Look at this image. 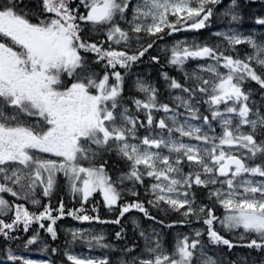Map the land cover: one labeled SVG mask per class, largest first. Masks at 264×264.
Wrapping results in <instances>:
<instances>
[{
	"label": "snow or ice",
	"instance_id": "6c2138e0",
	"mask_svg": "<svg viewBox=\"0 0 264 264\" xmlns=\"http://www.w3.org/2000/svg\"><path fill=\"white\" fill-rule=\"evenodd\" d=\"M222 2L40 0L41 7L33 12L24 0H0V194L42 207L30 211L24 203L0 195V237L19 239L14 233L28 232L35 223L56 240L54 226L65 215L81 222L120 224L125 214L136 210L163 224L143 201L121 203L124 192L139 197L136 186L151 178L146 191L152 199L147 203L183 217L167 227L202 220L206 229H195L192 237L178 236L171 251L155 229L151 234L141 231L143 250L128 260L121 257L119 264H217L201 239L206 234L208 244L232 248L214 227L217 223L230 232L242 229L241 238L254 234L246 246L264 249V114L253 110L250 92L244 88L250 80L264 89V43L231 29L215 33L225 42L223 50L222 45L176 41L168 50V63L183 69L189 60H202L200 72L209 74L204 78L193 73L199 84L185 87L167 72L161 73L170 89L188 94L174 98L176 107L187 113L183 120L184 114L161 103L158 89L143 80L135 84L143 98L124 96L128 70L156 39L208 27ZM238 7V0H230L222 15L238 22ZM256 22L264 25V18ZM93 32L105 39L93 40ZM144 36L154 39L145 45L141 43ZM240 44L249 45L252 54L243 59L228 54ZM151 59L159 63V57ZM93 63L103 64L102 76L92 70ZM201 105H207L211 119L201 112ZM156 112L166 115L156 121ZM111 151L128 168L116 180L106 170V162L96 163ZM60 176L73 197H79L80 208L66 213L62 201L54 208L50 199L42 205L36 198L38 189L50 198ZM194 189L206 190L213 206L198 203ZM95 193L102 195L109 211L118 212L116 219L103 221L86 213L83 205ZM215 205L224 209L222 217L215 215ZM92 211L98 210L93 207ZM45 220L50 222L46 228ZM70 234L68 244L82 241L90 249L114 247L105 243L103 234L84 230H70ZM115 238L124 239L123 228ZM38 241L42 239L34 230L23 247ZM134 247L122 251L131 254ZM65 255L71 264H112L107 256L77 255L67 249ZM7 259L13 264H38L11 250Z\"/></svg>",
	"mask_w": 264,
	"mask_h": 264
},
{
	"label": "trees",
	"instance_id": "16d2710c",
	"mask_svg": "<svg viewBox=\"0 0 264 264\" xmlns=\"http://www.w3.org/2000/svg\"><path fill=\"white\" fill-rule=\"evenodd\" d=\"M31 1L40 2V0H24V3L28 6L29 9H39L41 7V5H31ZM228 1L229 0H223L221 4L216 6L215 14L209 21L208 27L200 29L198 31L177 32L173 33L171 36L163 35V38L156 39L153 47L150 48L138 62H136L137 65H135V70L137 73L143 74L147 72L150 74L152 84L158 89V99L161 103L172 105L176 102L172 98H169L170 88L168 87V82L163 79L161 73L167 72L171 78L176 79L178 82H184L183 78L185 77L184 75H181V71L177 69L176 66L168 63V56L170 55V53L168 52L169 49H166V51H164V49L160 47L163 42L174 37L192 36L193 42L199 44H208L209 42L206 39V36H216L215 32L223 29V27H228V24L231 26L235 25L236 27L242 29L245 34L255 35L261 38L264 37V25H260L256 22L257 19L264 18V0H238L239 7L237 11L240 16L238 22L231 21L230 16L225 17L222 15ZM152 39L154 38L144 36L141 43L146 45ZM230 53L235 54L234 51ZM154 56L159 57V63H156L151 59ZM90 57L93 60L95 59L91 55ZM99 65L100 64L95 63L92 64V68H94V71L97 72V67ZM131 69L129 70L131 71ZM260 110L264 113V104L260 105ZM96 163H105V167L112 171L114 170L116 166L115 164L117 163L120 172L123 173L128 170L126 162L122 158L116 157L115 155H103L102 159L97 160ZM66 186L67 183L64 179L58 180V187L55 191V203L51 206L54 208L58 207L59 203L62 201L65 205V212L67 213V211L70 209L80 208L81 203L78 196L74 198L73 195L68 192ZM137 188L139 189L140 193L139 197H133L125 193L123 194L121 203L132 202L136 199H139L144 202V205L149 210L150 214L156 217L157 220H162L164 222L163 224L156 223L153 220L148 219L143 215V213H140L136 210H132L131 212L125 214V216L121 218L120 224L99 223L96 221L81 222L79 220L73 219L71 216L65 215L61 219H58L56 225L54 226L57 231L56 240H52L51 236L44 229H40L39 225L35 223L31 226L28 232H15L14 235L19 239L6 241L3 237H0V260H4L7 258L9 250H11L12 252V250L23 251L25 249L36 248L41 249L44 256L51 260L53 264H71V262L67 260L65 249L69 251L71 248H77V246H80V244H82L83 242L77 241L76 243L68 244L67 242L71 240V234L70 231L66 230L65 227H72L76 225L92 228L95 233L104 235L105 243H111L114 246L113 249L110 250L99 247H93V249L97 250L101 254L100 258H104L105 256H107L112 261V264H119V259L121 257L125 260H128L130 259L131 255L140 253L143 250L145 242L144 238L141 237L140 232L144 231L148 226H153L160 230L162 234V243L166 245V247L168 248L166 249L168 251L172 250L174 248L176 237L185 235L186 233L189 234V230L194 221H192L191 224L176 223L174 227H167V225L169 224H174V222L182 220L183 217H181L178 213L163 211L148 204L147 201L149 199H152L151 195H149L148 193H143V185H138ZM200 202L205 205L213 206L212 201H210L208 197L200 200ZM83 206L87 214L92 216L99 215L100 219L103 221H112L118 216L117 211H109L105 207L103 199L99 194L93 196ZM93 207H96L98 211L93 212ZM214 211L215 215L218 217H222L224 215V209H222L219 205L214 206ZM53 215H56V213H53ZM5 220L6 222H10V219L8 218H6ZM198 222H200L206 229V226L203 225L202 220ZM49 223H45V228ZM214 227L225 239H228L233 245L232 248H229L227 245L208 244V238L206 234L201 238L204 241L206 248H208L211 254H213L216 258L217 264H244L241 263L242 260L239 259L245 258L246 256L264 261V249H256L255 247L249 248L246 246L251 239H237L234 237L233 232L223 229L218 223L215 224ZM121 228H123L124 239L117 240L115 238V233L117 231H120ZM34 230L39 231L42 242L38 241L36 244L29 245L27 248H24V242L28 239V237L33 235ZM45 245L48 246V250H44ZM133 247L134 251L131 254H126L124 251H122L125 248ZM52 248H56L57 251L55 253L52 252Z\"/></svg>",
	"mask_w": 264,
	"mask_h": 264
},
{
	"label": "rangeland",
	"instance_id": "374dc122",
	"mask_svg": "<svg viewBox=\"0 0 264 264\" xmlns=\"http://www.w3.org/2000/svg\"><path fill=\"white\" fill-rule=\"evenodd\" d=\"M135 2H136V0H133V3H135ZM229 3H230V0L228 1V3H226V5H228ZM229 29H231L233 31H238L239 33H241L244 36H248L249 35V34H245L242 29L236 27L235 25L231 26L229 24H228V27H223V29H221V30H219L217 32H225V31H228ZM217 32H215V33H217ZM90 35H91V37H92L93 40H96V38L98 40H104L105 39V37H104V35L102 33H95V32H93ZM251 36H252V38L254 40H256L257 43H264V37L261 38V37L255 36V35H251ZM206 37H207L206 39L209 42L207 45H209V46L222 45V50H223V45H224L225 42L223 41V39L221 37H218V36H212L211 37V36H208V35ZM176 41H187L189 43H192L193 42V37L192 36H190V37L189 36H185V37L172 38V39H170V40L165 41L164 43H162L160 45V47L163 48L164 51H166V49H170ZM117 47H119V46H117ZM138 47L139 46H136L137 49H138ZM234 52H235V54H231V53H229V54L233 55L234 57H237L238 56L239 58L243 59L244 57L252 54L253 49L249 45H247V44H240V45H237L236 46V50ZM90 55L92 57H94L92 54H90ZM204 63H205V61H202V60H189L186 63V65L184 66L183 69H179V68L176 67L177 69H179L181 71V75H184L185 76V72H187L189 74L188 76H185L183 78L184 79V82H180V83L183 86H185V87L195 86L196 84H199V81H196V80H194L192 78V74L193 73H197L199 75H202L204 78H209V74L207 72H200V65H202ZM207 63H213V61L209 60V61H207ZM135 65H137V64L136 63L133 64L131 68H133ZM102 69H103V64H100L99 70L103 73V70ZM118 70H120L122 72V74L125 71L124 69H118ZM258 70H259V68H257V71ZM259 72H260V70H259ZM138 79L139 80H143V81H145L147 83L152 84V82H150L151 81V78H150V76L148 74H145V75H142L141 76L140 74H137V73H134V72H131L130 70H128V73H127V75L125 77V85H124V96L125 97H133V96H135L137 98H143V94L137 92L136 89H135V84H136V81ZM244 88H245L246 91H249L250 92V101H249L250 106L253 107V110L254 111L256 109H259L260 110V105L264 104V89H262L260 87V85H258L255 81H250V80L245 82ZM170 90H171V94L169 95V98H172L174 101H176L174 99L176 96H184L185 98H187V96H188L187 93H183L180 89H170ZM158 98H159V96H158ZM196 98L197 99L200 98V94L199 93H197ZM177 103H178V101H176L172 105H169V104L168 105L171 108H175V110L177 112L183 113L184 115L180 117V119L183 120L184 116H186L187 113L185 112V109L183 107L177 108L176 107ZM130 107H132V106H130ZM200 107H201V112L204 115H208L209 116V119H211L210 113L206 111L207 105H201ZM132 110L134 111V107L132 108ZM261 113L264 114L263 112H261ZM165 115L166 114L163 113V112H156L155 113V120L158 121L160 118L165 117ZM140 119L141 120H144L145 119L142 114L140 115ZM192 122L193 123H201V121H192ZM145 123H146V121H145ZM213 123L215 124V122H213ZM217 131L219 132V128L218 127H217ZM143 132H144V130L141 129V134H143ZM184 141L187 142V143H195V141H190V140H188V138H184ZM184 170H185V172H187L189 169L185 166V169ZM121 173L122 172H120V169H117L116 173L114 174L113 180H116L117 177H119L121 175ZM60 177H62V176H60ZM150 182H151V178H146L145 179V183L143 185V193H147L146 186ZM126 186L127 187H131L132 186L131 185V182H126ZM137 186H136V190L139 192V189L137 188ZM194 191L196 192L197 202L198 203H202V202H200V200H202V199H204V198L207 197V191L204 190V189H194ZM68 192L72 195V193H71V191H70L69 188H68ZM125 193L129 194L128 192H124L123 194H125ZM20 194L23 195L24 193L21 192ZM96 194L101 195L100 193H95V194H93V196H95ZM0 195H3L4 198L7 199V200H9L10 202L24 203L25 206L28 207L30 211H37L38 209H39L38 211H41L42 210V207L41 208H36V207H34L33 205H31L30 203H28L26 201L19 200L16 197H12L10 194L3 193V194H0ZM92 197H90L89 199H91ZM36 198L41 199L42 205L43 204H48V202H49L48 199H47V197H43L42 196V191H40L39 189L37 190ZM4 219H6V217H4ZM193 221H194V223L192 224V226H191V228L189 230V234H186L189 237L194 236V230L195 229H205L200 222H198L196 220H193ZM43 223L44 224L45 223H49V221L45 220V221H43ZM65 228L68 231H70V230H84V231L90 232L92 234H99V233H95V231L92 228L83 227L81 225H76V226H72V227L71 226H66ZM154 229H155L156 232H159L161 234L160 230H158L157 228H155L153 226H148L144 230V232L146 234H151ZM242 233H243V230L242 229H239V230H235L233 232V235L237 239H252V238H254V234H245L243 236V238H241V234ZM182 236L183 235H180V238H182ZM161 238H162V234H161ZM177 238H178V236L176 237L175 241L177 240ZM153 239H155V237H153ZM163 246L165 248H167L164 243H163ZM70 250L69 251L72 254H77V255L83 253L86 256H92V257H98V258H100V256H101V254L97 250H94L93 248L90 249L87 246V244L84 243V242L82 244H80V246H77V248H71ZM169 251H171V250H169ZM205 251H206V253L208 255H211L216 260V258L214 257L213 254H211V252L208 250V248L205 247ZM12 253L14 255L22 256L25 259H30V260L37 261L38 264H52L51 261L44 256V254H43V252H42L41 249L30 248V249H25L23 251H21V250H15V251L12 250ZM239 260H242L241 263H244V264H264V261L263 260H257L255 258L247 257V256L245 258H241ZM0 264H13V262L12 261H9L6 258L4 260H0ZM15 264H20V262L17 261V262H15Z\"/></svg>",
	"mask_w": 264,
	"mask_h": 264
},
{
	"label": "bare ground",
	"instance_id": "6f19581e",
	"mask_svg": "<svg viewBox=\"0 0 264 264\" xmlns=\"http://www.w3.org/2000/svg\"><path fill=\"white\" fill-rule=\"evenodd\" d=\"M186 234H187V233H186ZM186 234H185V235H186ZM70 251H71V250H70Z\"/></svg>",
	"mask_w": 264,
	"mask_h": 264
}]
</instances>
